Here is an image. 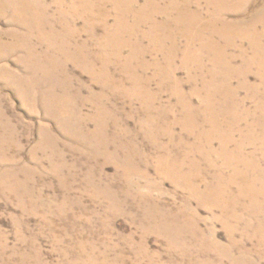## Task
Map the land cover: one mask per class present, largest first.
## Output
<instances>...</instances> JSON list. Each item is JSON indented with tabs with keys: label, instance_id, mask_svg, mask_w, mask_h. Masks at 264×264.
Returning a JSON list of instances; mask_svg holds the SVG:
<instances>
[{
	"label": "rangeland",
	"instance_id": "1",
	"mask_svg": "<svg viewBox=\"0 0 264 264\" xmlns=\"http://www.w3.org/2000/svg\"><path fill=\"white\" fill-rule=\"evenodd\" d=\"M252 1V9L264 8V0ZM188 2L203 22L211 19L205 1ZM42 3L62 30L58 14L73 8ZM157 5L166 3L137 2ZM2 13L0 264H264V87L255 66L244 79L226 81L197 43L188 49L175 36L177 55L169 59L168 46L158 51L137 37L145 51L121 53L133 55L129 68L149 83L152 97L137 96L113 49L99 45L104 27L94 23L89 36L83 19L65 17L74 32L68 43L42 30L26 44L24 27ZM163 17L148 16L142 29ZM73 42L86 43L87 58L58 50L70 51ZM237 45L224 53L241 75L239 55L251 51ZM103 54L105 63L97 60ZM215 89L220 95L210 101L220 106L205 110ZM226 93L230 109L222 104ZM183 104L194 111L193 129ZM218 113L220 130H210L207 120ZM238 147L246 167L234 159Z\"/></svg>",
	"mask_w": 264,
	"mask_h": 264
},
{
	"label": "bare ground",
	"instance_id": "2",
	"mask_svg": "<svg viewBox=\"0 0 264 264\" xmlns=\"http://www.w3.org/2000/svg\"><path fill=\"white\" fill-rule=\"evenodd\" d=\"M160 1H164L166 6L158 10V5L153 8L142 6L138 7V0H55V3L61 9L65 6V3H68V6L73 8V10L69 12L62 9L58 14L60 19L63 20L62 22H64L61 28L62 30L60 31H56L55 27L52 25V22L46 17V12L44 9L45 6L42 3V0H0V14L2 11H9L12 16V23L15 26L19 25L24 27L25 35L20 38V40L23 39L25 43L32 39L31 37L34 33L38 32L39 36H43L41 33L42 30L47 32V38H49V36H53L54 41L59 40L64 44L68 43L71 39L70 33L74 35V32L68 30L70 27L68 22L64 21L66 18H69L71 22L77 19H83L85 21V28L89 36H91V34L94 35V23H96L99 27H104V36L99 45L101 48H103V52L109 48L113 49V55L115 59H117L119 62H122L123 69L129 73V81L131 82V85L133 86L137 96H149L147 94V85L149 83L139 80L135 72L129 68V65L133 61V53L137 55V52L142 53L145 51L141 49L142 46L138 43V41L135 40L137 37H140L143 40H148L151 44V47L157 49L158 51L161 48L168 46L167 49L169 53L167 58L169 59L177 55L175 36L187 40L188 49L192 47L193 44L197 43L196 45L198 50L205 49L206 53H208L210 57V63L215 66L214 68L218 70L222 69L226 72V81H229V78L231 77L236 78L237 76L238 78L244 79L252 67L255 66L259 70L257 75L261 74L262 76L259 78L262 79L261 85L264 87V8L261 10L252 9L255 7H253L251 4L253 2L252 0H201L205 1L208 7L212 9L210 12L211 19L208 22H203L198 13L196 15L194 12L190 11V3L188 2L189 0H183L182 2H179V0ZM155 14H162L164 16V22L161 23L154 21L151 26L145 27L146 30L144 31L142 28L145 24V18ZM230 16H233L235 21H229L228 18ZM109 21H112V24L109 25ZM15 33L11 32L10 34L16 35ZM216 37L222 41L221 44L216 42ZM237 40L245 42L251 51V57L245 56L244 52H241L239 55L242 57L240 66V69L242 70L241 75L237 73V68L232 67L233 65L231 62L233 59L228 60L225 56L226 54L224 53L227 49H236L240 47L237 45ZM76 44L77 43L75 42L71 43V50L68 52H64L63 49L58 50L61 51V54H64L68 59L74 60L73 53L76 52H78V55L82 59L87 58V56L83 53L85 52L86 43H81L79 46H76ZM126 47L131 50L133 55H131L132 57H128L124 60L121 58V53ZM0 48L3 49V47ZM26 49H28L27 56L31 59L33 55V49L29 47H26ZM240 50L241 49H239V51ZM199 54H201V52ZM106 57L107 56L103 54L101 57L98 56L97 60L101 63H105ZM169 59H167V61ZM200 61L201 59H197L196 61L197 68H203L201 64H199ZM138 66L145 67V64H138ZM215 73L216 70L213 69L210 75H215ZM223 89L226 90L225 88ZM223 89H221V91H223ZM205 90L207 91L206 88ZM254 91L256 96L259 95L256 90ZM196 95L197 94H195V96ZM217 95H220V91H217L216 89L214 90L213 94L207 95L205 103H203L204 101L202 102L205 110H215L219 108L218 106L220 105L215 106L213 101H210V98H215ZM223 96L224 101L222 104L225 106L226 101H229L228 109L232 108L230 107L231 104H233L231 103L232 94L226 93ZM186 105L183 104L185 109L182 108L185 110V125L193 129L195 126L193 124L195 122V118L194 116L192 117L191 114L194 111L191 110L192 108H190L189 105ZM200 114H203V112H200ZM259 114L263 116L261 119H259V125H263L264 109H262ZM219 117L220 113L207 120L206 125L208 128H210V130H220L217 120ZM233 124L234 123L229 122L227 125V135L231 141L233 140ZM198 131L200 130L198 129ZM229 139L227 140V143H229ZM241 151L242 148L236 149V155L234 159L237 164L246 163V167L249 165V163H247L245 158L241 155ZM234 179H237V177L234 176Z\"/></svg>",
	"mask_w": 264,
	"mask_h": 264
}]
</instances>
